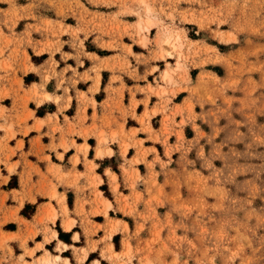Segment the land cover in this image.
<instances>
[{
    "label": "rangeland",
    "instance_id": "1",
    "mask_svg": "<svg viewBox=\"0 0 264 264\" xmlns=\"http://www.w3.org/2000/svg\"><path fill=\"white\" fill-rule=\"evenodd\" d=\"M58 1L62 0H0V70L13 72L20 89L23 80L17 72L34 68L37 44L42 45L38 52L46 48L51 54L63 45L64 24H37L38 10L48 12L44 6ZM95 1L119 4L121 13L134 15V23L123 29L112 25L109 32L118 31L129 54L124 34L140 45L153 44L145 61L161 60L162 85L155 81L157 87L149 84L148 92L165 96L160 109L163 159L157 152V170L147 162L151 184L145 208L130 209L138 220L135 229L123 237L122 251L110 258L117 257L116 264H264V0ZM41 30L58 38L36 41L32 34ZM79 44L84 49L82 40ZM104 46L114 47L112 42ZM7 51L20 60L19 66ZM118 63L131 65L126 56ZM52 64H57L54 58ZM31 78L25 76L26 82ZM35 87L38 103L59 101ZM185 93L181 104L169 108L171 97L178 94L181 100ZM7 95L8 90L0 88V100ZM30 98L24 99L26 107ZM5 109L0 103V116ZM149 116L146 111L140 122L145 124ZM158 135L153 133L154 139L160 140ZM112 136L115 139L116 132ZM108 140L101 131L98 155L101 145L111 153ZM127 148L124 143L123 151ZM51 194L56 197V190ZM10 238L0 230V264H54L66 248L59 244L58 255L46 250L30 262L25 255L32 256L33 250L25 248L16 257L7 243ZM130 238L136 240L134 245ZM86 253L83 249L79 260Z\"/></svg>",
    "mask_w": 264,
    "mask_h": 264
},
{
    "label": "crops",
    "instance_id": "2",
    "mask_svg": "<svg viewBox=\"0 0 264 264\" xmlns=\"http://www.w3.org/2000/svg\"><path fill=\"white\" fill-rule=\"evenodd\" d=\"M44 9L48 12L38 10L37 24L51 20L52 26L59 28L61 22L67 28L60 33L61 49L38 52L42 45L37 44L34 68L17 72L22 89L13 82V72L0 70V88L9 92L0 100L6 108L0 116V230L4 237L13 236L7 243L16 257L25 248L33 250L32 256L25 255L30 262L46 250L58 255L57 245L62 244L66 248L54 264H65L64 259L69 260L66 264H116L117 257L109 255L122 251L123 237L134 231L138 221L130 209L145 208L151 184L147 162L157 170L156 153L163 159L160 109L165 96L148 92L149 84L162 85L161 60L145 61L153 44L140 45L124 34L129 54L118 31L109 32L112 25L123 29L135 22L133 14L120 12L119 4L62 0ZM32 35L40 42L58 38L42 30ZM154 35L151 32V40ZM108 42L114 47L104 46ZM6 55L19 66V59L8 51ZM123 56L128 57L129 68L119 65ZM25 76L32 78L26 82ZM35 86L39 93L47 91L59 101L38 103ZM178 94L170 98L169 108L187 97L185 93L179 100ZM26 96L31 97L27 107ZM154 109L158 110L152 113ZM146 111L150 116L142 124L140 117ZM101 131L109 139L111 153L101 145L98 155ZM155 132L160 140L154 139ZM124 143H128L125 152ZM51 232L55 233L47 239ZM130 242L134 245L136 240ZM83 249L87 253L79 260Z\"/></svg>",
    "mask_w": 264,
    "mask_h": 264
},
{
    "label": "bare ground",
    "instance_id": "3",
    "mask_svg": "<svg viewBox=\"0 0 264 264\" xmlns=\"http://www.w3.org/2000/svg\"><path fill=\"white\" fill-rule=\"evenodd\" d=\"M58 259H61V257H60V256H56L55 260H58ZM52 260H53V259H52ZM65 262L67 263V262H68V260L66 259V260H65ZM50 263L52 264V263H53V261L49 262V264H50ZM97 263H98V262H97Z\"/></svg>",
    "mask_w": 264,
    "mask_h": 264
}]
</instances>
